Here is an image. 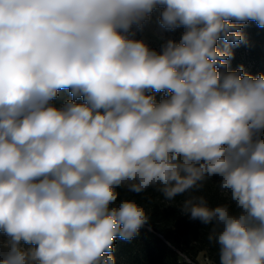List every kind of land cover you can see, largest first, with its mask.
<instances>
[{
  "label": "clouds",
  "instance_id": "9594fccd",
  "mask_svg": "<svg viewBox=\"0 0 264 264\" xmlns=\"http://www.w3.org/2000/svg\"><path fill=\"white\" fill-rule=\"evenodd\" d=\"M157 9L183 28L158 49L135 38ZM250 21L264 0H0V264H116L149 189L219 264H264V73L229 69Z\"/></svg>",
  "mask_w": 264,
  "mask_h": 264
},
{
  "label": "trees",
  "instance_id": "16d2710c",
  "mask_svg": "<svg viewBox=\"0 0 264 264\" xmlns=\"http://www.w3.org/2000/svg\"><path fill=\"white\" fill-rule=\"evenodd\" d=\"M182 32L183 28H178L167 31V35L171 34L178 41ZM243 32L245 41L231 46L233 58L229 62V69L235 70L243 65L245 71L253 76L264 73V28L250 21L244 26ZM223 44L221 40L219 46L223 47ZM160 96H163L162 92L156 93L157 100ZM67 99H70L68 90H61L52 103L59 106ZM218 180L219 177H213L205 187L204 194L212 204L223 202L222 195L214 186ZM127 195H132L140 203H147L141 196ZM145 195L152 198L151 204H148L151 209L150 225L141 228L131 241L116 239L113 253L116 264H182L179 253L197 263L196 256L201 251L205 252L213 264H219L217 247L209 245L206 239L207 227L198 220L192 221L181 215L175 206L183 197L170 202L151 189Z\"/></svg>",
  "mask_w": 264,
  "mask_h": 264
},
{
  "label": "rangeland",
  "instance_id": "374dc122",
  "mask_svg": "<svg viewBox=\"0 0 264 264\" xmlns=\"http://www.w3.org/2000/svg\"><path fill=\"white\" fill-rule=\"evenodd\" d=\"M161 9H157L153 14L151 20L145 23L142 30H137L138 33L136 34V39H143L145 40L151 47L159 48L160 45L168 38H172V35H167V30L162 29L159 24L157 23V18L159 16V12ZM161 96L158 98L160 99ZM181 254V253H179ZM181 258V255H180ZM197 263L192 264H210V259L205 254L204 251H201L196 256Z\"/></svg>",
  "mask_w": 264,
  "mask_h": 264
}]
</instances>
